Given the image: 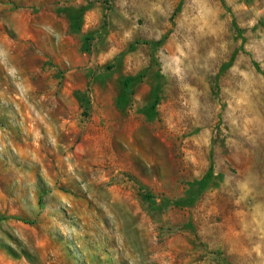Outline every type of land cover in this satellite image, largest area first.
Returning a JSON list of instances; mask_svg holds the SVG:
<instances>
[{
	"label": "rangeland",
	"instance_id": "374dc122",
	"mask_svg": "<svg viewBox=\"0 0 264 264\" xmlns=\"http://www.w3.org/2000/svg\"><path fill=\"white\" fill-rule=\"evenodd\" d=\"M0 264H264V0H0Z\"/></svg>",
	"mask_w": 264,
	"mask_h": 264
},
{
	"label": "trees",
	"instance_id": "16d2710c",
	"mask_svg": "<svg viewBox=\"0 0 264 264\" xmlns=\"http://www.w3.org/2000/svg\"><path fill=\"white\" fill-rule=\"evenodd\" d=\"M134 79H136V76H127L124 80H123V86L125 88H129L131 86V83L134 81Z\"/></svg>",
	"mask_w": 264,
	"mask_h": 264
}]
</instances>
